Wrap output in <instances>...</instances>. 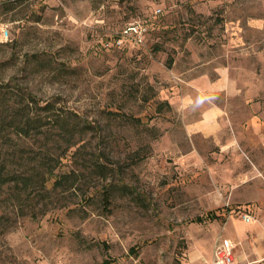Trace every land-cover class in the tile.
I'll return each instance as SVG.
<instances>
[{"label":"rangeland","instance_id":"rangeland-1","mask_svg":"<svg viewBox=\"0 0 264 264\" xmlns=\"http://www.w3.org/2000/svg\"><path fill=\"white\" fill-rule=\"evenodd\" d=\"M132 21L145 41L117 43ZM187 67L228 69L217 101L235 152L187 135L169 101ZM1 83L0 169L22 179L0 189V264H208L244 210L259 215L247 178L264 188V0H0ZM20 89L88 125L14 132L2 119Z\"/></svg>","mask_w":264,"mask_h":264},{"label":"crops","instance_id":"crops-1","mask_svg":"<svg viewBox=\"0 0 264 264\" xmlns=\"http://www.w3.org/2000/svg\"><path fill=\"white\" fill-rule=\"evenodd\" d=\"M191 69L187 67L182 70L185 71L186 75L181 77L180 89L177 88L178 90L172 92L169 97L170 103L180 113L182 112L184 129L188 136L191 138L196 136L201 139H214L219 146L220 152H215L218 156L224 155L233 149V152H235V145H241L239 135L230 133L224 136L223 133L225 130L228 131L229 123L233 131H235V127L229 111L217 101V96L233 84L228 75V69H219V74L214 77L208 71L202 69L195 74L187 75ZM194 150H197L195 145L184 155L193 153ZM254 165L261 168L256 163ZM250 174L251 176L247 178L248 181L255 178L257 186L253 187L249 194L252 198H257L260 207H262L258 210L259 215L257 214V218L249 209L244 210L243 212L251 214L253 218L249 221L242 218L246 224L244 222L242 224H239V222L231 223V238L235 241V254L239 262L264 264V204H261V201H264V188H260L262 179L258 178L254 172ZM233 182H236L234 177ZM211 253H208V257L202 252L198 255L199 257L205 256V259L209 261L212 256ZM205 264H207V261Z\"/></svg>","mask_w":264,"mask_h":264},{"label":"trees","instance_id":"trees-1","mask_svg":"<svg viewBox=\"0 0 264 264\" xmlns=\"http://www.w3.org/2000/svg\"><path fill=\"white\" fill-rule=\"evenodd\" d=\"M1 84L0 98L3 97L5 101L8 102L9 99H11L10 90L6 85H3V83ZM16 94L19 96V105H12L13 107H16L15 111L9 118H3L2 122L4 124L7 123L14 132L20 135L27 137L38 135L44 132L48 127L52 126L61 129L64 131V134L71 133V135H74L75 131H83V129L86 128L84 125H88L87 123L82 125V122L76 119L77 115H79L77 111L58 104V97L56 96L43 99L35 96L32 92L21 89ZM4 143L8 145L7 142ZM0 148L2 147L0 146ZM44 163L48 164L47 162ZM95 165L100 172L105 173L106 169L103 161L96 160ZM50 170H52V168H50ZM6 171V168L0 169V189L8 181L22 179V174ZM105 197L108 199L109 195L107 194Z\"/></svg>","mask_w":264,"mask_h":264},{"label":"built area","instance_id":"built-area-1","mask_svg":"<svg viewBox=\"0 0 264 264\" xmlns=\"http://www.w3.org/2000/svg\"><path fill=\"white\" fill-rule=\"evenodd\" d=\"M147 31L148 28L144 22H129L121 29L117 43L121 44L124 40H128L134 44H141L145 41ZM244 218L251 220L252 216L249 213H244ZM234 245V242L228 237L219 238L215 243L213 256L208 264H248L246 262L241 263L236 259L233 251Z\"/></svg>","mask_w":264,"mask_h":264}]
</instances>
